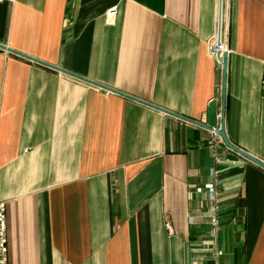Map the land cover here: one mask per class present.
I'll return each instance as SVG.
<instances>
[{"label": "crops", "instance_id": "1", "mask_svg": "<svg viewBox=\"0 0 264 264\" xmlns=\"http://www.w3.org/2000/svg\"><path fill=\"white\" fill-rule=\"evenodd\" d=\"M222 23L225 130L264 161V0H223ZM218 31L219 0L0 1V43L201 122L213 99L221 119ZM0 201L9 264H264L263 167L3 48Z\"/></svg>", "mask_w": 264, "mask_h": 264}, {"label": "water", "instance_id": "2", "mask_svg": "<svg viewBox=\"0 0 264 264\" xmlns=\"http://www.w3.org/2000/svg\"><path fill=\"white\" fill-rule=\"evenodd\" d=\"M222 22H223V0H219V39H218V42L219 44L221 43V30H222ZM0 48H3L7 51H10V52H14L18 55H21L23 57H26L28 59H31L33 61H36L38 63H42L44 65H47L49 67H52L54 69H57L59 71H62L64 73H67L69 75H72V76H75L77 78H80V79H83L85 81H88L90 83H93L95 85H98L100 87H103L107 90H111V91H114V92H117L119 94H122L124 96H127V97H130V98H133V99H136V100H139V101H142L148 105H151V106H154V107H157L167 113H170V114H173L179 118H182L184 120H187V121H190L194 124H197L199 126H202V127H205V128H208L210 130H216V133L218 135H220L224 141V143L232 150L236 151L237 153H239L240 155L246 157L247 159H249L250 161L258 164L259 166L263 167L264 168V161L261 160L260 158L252 155L251 153L245 151L244 149H242L241 147H238L237 145L233 144L227 133H226V130H225V118H226V115H225V111H226V97H227V84H228V80H227V76H228V51H225L223 53V57H222V64H221V68H222V111H221V119L220 121H218V118H217V109H216V104L214 102V100L211 102L210 104V107H209V110H208V119H207V122H201V121H198L196 119H193L191 117H188V116H185V115H181L179 113H176V112H173L169 109H166V108H163V107H160L158 105H155L153 103H150L148 101H144L142 99H139L137 97H134L128 93H125L123 91H120L118 89H115L113 87H110V86H107V85H104L102 83H99L97 81H94L88 77H85L83 75H79L77 73H74L72 71H69L68 69H65L63 67H60L58 65H55V64H52V63H49V62H46V61H43L37 57H34L32 55H29L27 53H23L21 51H18L16 49H13L12 47L8 46V45H5L3 43H0Z\"/></svg>", "mask_w": 264, "mask_h": 264}, {"label": "built area", "instance_id": "3", "mask_svg": "<svg viewBox=\"0 0 264 264\" xmlns=\"http://www.w3.org/2000/svg\"><path fill=\"white\" fill-rule=\"evenodd\" d=\"M0 1H7V2H14L15 0H0ZM118 13L117 5L112 6L107 11L108 17H114ZM223 28V23H222ZM223 30V29H222ZM222 30H221V43L219 44V31L213 41L209 44V50L212 57L216 60V62L221 66L222 64V57L223 53L227 51L226 43L222 38ZM221 68V67H220ZM222 69V68H221ZM214 100V99H213ZM212 100V101H213ZM216 129V128H215ZM213 130V133L217 136H220L216 133V130ZM208 189L210 194L214 197L215 193V184L208 183L205 187H198L197 191H202L203 189ZM7 206L5 201H0V264H9L8 263V237H7ZM215 207H213L212 214L210 215V223L213 225V235L216 231V226L218 224L217 217L215 216ZM221 253V251H219Z\"/></svg>", "mask_w": 264, "mask_h": 264}]
</instances>
